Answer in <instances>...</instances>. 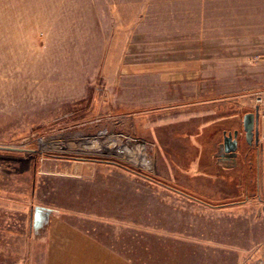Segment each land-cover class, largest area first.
Segmentation results:
<instances>
[{"label":"rangeland","instance_id":"rangeland-1","mask_svg":"<svg viewBox=\"0 0 264 264\" xmlns=\"http://www.w3.org/2000/svg\"><path fill=\"white\" fill-rule=\"evenodd\" d=\"M261 104L264 0H0V264L263 260L260 206L169 178L151 141ZM76 165L104 195L70 197Z\"/></svg>","mask_w":264,"mask_h":264},{"label":"crops","instance_id":"crops-1","mask_svg":"<svg viewBox=\"0 0 264 264\" xmlns=\"http://www.w3.org/2000/svg\"><path fill=\"white\" fill-rule=\"evenodd\" d=\"M251 104V100H243L241 108ZM259 108V145H244V116L241 117L238 108L235 112L223 113L219 112L221 109L218 110L217 107L210 108L209 113L162 118L161 121L155 122V126L161 128L151 134V141L156 146L159 169L166 176L174 179L181 175L187 188L217 190L227 197L244 200L243 204L260 206V225L264 228V104L259 105ZM228 110H232L231 107ZM235 129L240 132L242 145L236 153L225 152L222 144L224 133ZM73 168L71 178H81L82 181H72V186L69 187L72 199L79 197L83 190L87 197H90L92 191L95 196L104 195L101 185L93 186L84 177L94 172V165H76ZM86 183L88 188H85ZM117 185L118 188L121 187L119 181ZM84 239L85 244L94 247V250L89 249L90 254L95 253L98 246H102V241L93 236L87 235ZM75 245H78V242L74 241L73 247ZM98 249L99 252L107 253Z\"/></svg>","mask_w":264,"mask_h":264},{"label":"water","instance_id":"water-1","mask_svg":"<svg viewBox=\"0 0 264 264\" xmlns=\"http://www.w3.org/2000/svg\"><path fill=\"white\" fill-rule=\"evenodd\" d=\"M243 127L245 138L249 144H260V108L256 107L255 111L245 113L243 117ZM225 150L229 153H236L239 147L238 135L239 130L234 133L225 132Z\"/></svg>","mask_w":264,"mask_h":264},{"label":"trees","instance_id":"trees-1","mask_svg":"<svg viewBox=\"0 0 264 264\" xmlns=\"http://www.w3.org/2000/svg\"><path fill=\"white\" fill-rule=\"evenodd\" d=\"M117 164H119V165H121V166H123V167H125V168H127V169H129V170H132V171H135V172H138V173H140L141 171H138L137 169H135L134 167H132L131 165H129V164H126V163H121V162H119V161H115ZM140 174H143V173H140ZM143 176H145V177H148V176H146V175H143ZM148 178H150V177H148ZM152 179V178H151ZM159 183H161V184H163V185H165V186H167V187H169V185L168 184H166V183H164V182H162V181H158ZM183 194H186V195H188L190 198H192V199H195V200H198V201H200V202H203V203H205V204H208V205H211V204H209V203H206L205 201H203L202 199H200V198H198V197H196V196H194V195H191V194H188V193H186V192H184V191H181ZM263 201H264V199H263ZM242 201H235L234 203H224V204H221V205H218V206H229V205H233V204H239V203H241ZM212 206H214V205H212ZM217 206V205H216Z\"/></svg>","mask_w":264,"mask_h":264},{"label":"flooded vegetation","instance_id":"flooded-vegetation-1","mask_svg":"<svg viewBox=\"0 0 264 264\" xmlns=\"http://www.w3.org/2000/svg\"><path fill=\"white\" fill-rule=\"evenodd\" d=\"M236 130H238V129H235L234 131H226V133H229V132H232V133H234ZM225 133H224V137H223V150L226 152V150H225ZM245 140H246V138H245ZM238 141H239V147H238V149L240 148V146L242 145V142H241V138H240V132H239V135H238ZM251 145V144H250ZM252 145H254V144H252ZM237 149V150H238ZM229 153V152H228Z\"/></svg>","mask_w":264,"mask_h":264},{"label":"built area","instance_id":"built-area-1","mask_svg":"<svg viewBox=\"0 0 264 264\" xmlns=\"http://www.w3.org/2000/svg\"><path fill=\"white\" fill-rule=\"evenodd\" d=\"M243 264H264V259L263 260H254V261H247Z\"/></svg>","mask_w":264,"mask_h":264}]
</instances>
